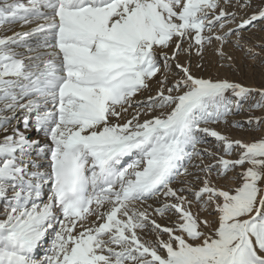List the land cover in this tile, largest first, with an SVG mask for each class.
I'll return each instance as SVG.
<instances>
[{"label":"snow or ice","instance_id":"obj_1","mask_svg":"<svg viewBox=\"0 0 264 264\" xmlns=\"http://www.w3.org/2000/svg\"><path fill=\"white\" fill-rule=\"evenodd\" d=\"M253 28V0H0V264H264V134L212 127L264 87L180 60L232 68Z\"/></svg>","mask_w":264,"mask_h":264},{"label":"rangeland","instance_id":"obj_2","mask_svg":"<svg viewBox=\"0 0 264 264\" xmlns=\"http://www.w3.org/2000/svg\"><path fill=\"white\" fill-rule=\"evenodd\" d=\"M264 3V0H253V5H259ZM231 10V9H230ZM253 11V8L247 10L248 14ZM240 15H245V13H240ZM235 27V25H232ZM244 40L242 41L245 44L243 49L235 46L236 37L233 36L231 38L232 43L228 44L225 47V51L228 55L233 57L234 67L229 68L227 66L220 67V59L215 54L214 49L216 48V44L214 43L211 48L206 49L204 59L201 61L198 56L193 54L191 58L186 56H181L180 60L182 63H186L189 60L191 61L192 71L196 75H201L204 77H212V78H228L231 81H235L241 83L247 87H264V48L259 47L261 43H264V31H261L259 28H253L250 31L243 32ZM253 47L255 52H259L260 55L255 59L252 58L251 55L248 54L247 48ZM203 63L204 68H198L197 64ZM175 70V69H174ZM156 85L153 81V89H155ZM144 95H147L145 93ZM231 95V94H229ZM140 98V97H138ZM235 99V98H234ZM260 100L259 95H256L255 98H249L246 101H240L243 105L240 111L233 110V114L228 117L229 124L224 125L223 123L218 125H212L218 131L236 139H253L258 138L260 135L264 134V120H262V124L259 129L253 123L249 125L247 121L249 118L253 117H261L264 118V108H254L251 107L256 101ZM239 122L243 125V127H234L233 123ZM13 123V122H12ZM18 126V125H17ZM20 127V126H18ZM21 128V127H20ZM206 143L201 145V147H210L215 145L217 142L212 137H205ZM215 150V149H214ZM199 159H193L189 166V170L192 172L196 171V168L193 165L199 164ZM210 158L205 159V163H213ZM230 175H234L231 173ZM183 177H179L177 181L172 185L175 188L181 187L180 180ZM188 179H192V177H188ZM218 183L224 184L226 181L219 180ZM163 199V196L160 197ZM150 204H155V201H148ZM6 206V201L0 200V213H3L4 207ZM197 208L194 207L193 211H196ZM174 219V217H173ZM158 222L161 224L169 223L166 218H158ZM43 250L38 252V255H42Z\"/></svg>","mask_w":264,"mask_h":264},{"label":"bare ground","instance_id":"obj_3","mask_svg":"<svg viewBox=\"0 0 264 264\" xmlns=\"http://www.w3.org/2000/svg\"><path fill=\"white\" fill-rule=\"evenodd\" d=\"M16 30L17 31H21V30L27 31L28 29H27V27L24 28V29H21L19 26H16ZM8 34L11 35V32H9ZM22 117H23V113L22 112H17L16 118L12 122L15 124L17 120L22 121ZM18 126L21 127L20 128L21 130H24L22 123L18 124ZM29 135H35L34 131L30 132ZM41 163L46 167V165H47V161L46 160L41 161Z\"/></svg>","mask_w":264,"mask_h":264}]
</instances>
